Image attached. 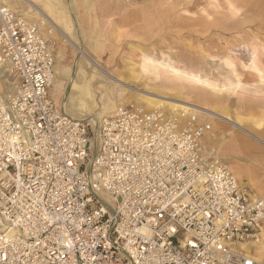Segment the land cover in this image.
<instances>
[{
    "label": "built area",
    "instance_id": "obj_1",
    "mask_svg": "<svg viewBox=\"0 0 264 264\" xmlns=\"http://www.w3.org/2000/svg\"><path fill=\"white\" fill-rule=\"evenodd\" d=\"M0 0V264H264V227L194 114L128 103L73 118L41 27ZM182 115V114H181Z\"/></svg>",
    "mask_w": 264,
    "mask_h": 264
},
{
    "label": "rangeland",
    "instance_id": "obj_2",
    "mask_svg": "<svg viewBox=\"0 0 264 264\" xmlns=\"http://www.w3.org/2000/svg\"><path fill=\"white\" fill-rule=\"evenodd\" d=\"M10 1V6L29 21L37 24L35 21L40 18L46 24V28L40 27L54 53L55 76H58L54 83L59 80L62 82V92L57 98L51 90L50 92L62 110L65 99L75 100V104L78 103L77 106L80 107H73L72 102L69 113L83 115L80 118H89L96 123L120 105L138 104L130 97L134 92L129 87L116 82L117 87L113 86L111 76H157L139 68L143 53H151L156 57H173L176 61L189 65L187 69L195 73H202L198 66H203L207 73L202 74L216 82L219 87L227 82L225 75H229L232 69L236 68L241 73L243 84H235L236 76L232 75L229 83L233 85L229 91L219 92L192 84V98L189 99L192 104L205 106L204 102L207 100L206 107L212 108L213 100L218 99L226 103L229 96L238 99L244 94L264 96V3L255 7L254 5L258 4H244L240 3V0H232L240 10L236 16H231L228 0H147L151 8L147 25L143 22L146 21L143 16L134 17V12L131 16L132 11L144 0H41L40 5L37 3L40 7L42 4L46 7L49 5L47 8L51 7L52 12L60 14L59 18L66 24V27L59 25L64 29L63 33L42 16H32L37 12V6L26 2L23 6H18L13 0ZM100 34L103 38L99 37ZM79 46L82 53L77 49ZM254 55H257L258 59L255 67L251 64ZM225 58H230L235 63L234 68L225 63ZM2 69L3 67H0V77L11 76ZM259 69H262L263 73H259ZM59 76H95L90 86L92 94L79 99L78 92L70 94V79ZM250 78L253 80L250 81ZM7 81L3 80L4 83ZM155 81L157 80H152L151 85L159 86V82ZM3 82L0 78L2 85ZM135 87L144 90L141 85ZM109 103L113 104V107L111 111L104 113L105 106ZM75 109H78L77 112ZM198 117L212 126L214 123L211 120H219L207 114ZM243 248L258 255L255 246L247 245Z\"/></svg>",
    "mask_w": 264,
    "mask_h": 264
},
{
    "label": "bare ground",
    "instance_id": "obj_3",
    "mask_svg": "<svg viewBox=\"0 0 264 264\" xmlns=\"http://www.w3.org/2000/svg\"><path fill=\"white\" fill-rule=\"evenodd\" d=\"M13 1H14V3H17L18 6L19 5L23 6L24 2L31 4L32 6H35V7L37 6L36 7L37 12H34L32 14V16H35V17L36 16L37 17L42 16L43 18L51 21V23L53 25H55L54 27H57L58 30L61 29V32L64 33V29L60 28L59 25H63L64 27H66L65 26L66 24H64L62 19L59 18L60 14H56L58 12H56V13L52 12L53 10L50 9L51 7L47 8L49 5L46 7V5L42 4L41 5L42 8H41L39 5L43 0L42 1L40 0V2H39V0H13ZM228 1H229V8L232 11L231 16H236L240 9L236 7L235 2H233L232 0H228ZM240 1H241L240 3H244V4H246V2H252L253 4H258V5H254L255 7L259 6L261 3H264V0H240ZM8 4L10 5V3H8ZM90 8H92V7H90ZM92 10H95V8H92ZM150 10H151L150 2L147 0H144L140 6H137L134 9V11H132L131 16L133 15V12H134V17H138L140 15L143 16L144 19L146 20L143 22L145 25H147V24H149V21H147V20H149ZM155 10H156V8H155ZM28 13H26V14H28ZM92 14H94V13H92ZM41 20L42 19L39 18L35 22L37 23L38 26H43L44 28H46L45 27L46 24L44 22H42ZM197 20H199V19H197ZM230 25H231V23H230ZM53 34H55V33H53ZM99 37H101V34L99 35ZM116 37H117V35H116ZM101 38H103V37H101ZM120 38L121 37H118V39H120ZM71 41H73V40H71ZM71 43H74V42H71ZM75 47H77V46H75ZM97 48H98V46H97ZM77 49H79V51L81 53L83 52L82 50H80L81 49L80 46ZM234 53H236V52H234ZM244 53H243V55H244ZM142 56L143 57L141 59L142 61L139 64V68H141V70L144 72L153 73L157 76H137L135 74H133V76H119V77L118 76H111V78L113 80L112 84L114 87H117L116 83H119V84H122L126 87H129L134 92L131 94L132 96H130V97H133V99L138 103V105H142L147 109H155V110L156 109H163L165 111H168L170 114H174V116H177L179 119H181L183 116L185 117V116H188V115L194 113V114H198V115L207 114L210 116H215V117H218L221 119H225L226 121L232 120V117L228 113H226L225 111L217 112L215 108L206 107V105L208 104L207 100H205V102H204L205 106H201V105L190 103L189 99L192 98V94L190 92V90H191L190 87L192 84H197V85L201 86V88L204 87L205 89L209 88V89H212L215 91L219 90V92L229 91L231 85H233L232 83H229L231 81L230 76L232 77V75H234V76H236L235 80H237V81H234V83L237 85H242L243 80L240 77L242 75H241V73H239V71L236 68L232 69L231 72L229 71V75H228V73L225 75V76H227V82H225V83L222 82L223 84L219 87V86H217L216 82L214 83V81H212L206 75L202 74V73H207V69L205 70V68L203 66L202 67L198 66L199 70H201L202 73H195V71L187 69L189 67V65L187 66V64L184 63L183 61H176L173 57H168V58L165 56L164 57H156L151 53H143ZM251 56H253V55H251ZM251 56H249L248 58H250ZM240 58H241V56H240ZM89 60H90V58H89ZM257 60H258L257 55L253 58V60H251L252 61L251 64L254 67L257 66V64H258ZM225 63L228 64L229 66H233L232 68H234L235 63H233L230 58H227V59L225 58ZM57 71L59 72L58 69H57ZM96 71H97V69H96ZM263 71H262V69H259V73H263ZM65 73H67L66 70H65ZM162 75H164V76H162ZM54 77L55 78L53 80V83L58 76H54ZM59 77L60 78H67L68 77L70 79V82H71L70 94H75V92H78L79 99H81V98L83 99L84 96H88V95L92 94V89L90 86H91L92 80H94L95 76H78L76 78L75 77L71 78V76H59ZM98 77H100V76H98ZM101 77H103V76H101ZM151 77L156 79L161 86L160 85L159 86H152L151 81L154 79ZM157 81H155V82H157ZM53 83H52V86H53ZM136 85H141L144 90L136 88L135 87ZM3 86H5L4 88L6 91H8V93H10V91H12L14 89V83L10 84V83L5 82L3 84ZM191 88H193V87H191ZM261 91H263V90H261ZM51 92L55 98H57L59 96V94L62 92V82L60 80L58 81V83H54V86L51 88ZM72 102H73V107L77 106L78 103L75 104L76 103L75 100L72 101V99L70 100V98H69V100L65 99L64 103L62 104L63 110L65 113L71 115V117H74V118L79 117L80 118L83 115H77V114L73 115V114L69 113L70 112L69 110L72 107L71 106ZM196 103H197V101H196ZM77 107H80V106H77ZM112 107H113V104H110V103L107 104V107L105 106L106 109L104 108L105 109L104 113H108V111H111ZM84 108H86V107L84 106ZM77 110H76V112H77ZM85 111L86 110H84V112ZM71 112H72V110H71ZM97 122H98V120L96 121V124H97ZM216 149H215V157L219 161H223L222 160L223 158L221 159V157H219L218 149L217 150ZM252 198H254V197H252ZM243 246H247V245H243ZM249 246H252V245H249ZM253 246H255V251L258 254L257 256H259L260 258H264V227L262 229V232L260 233L258 240L253 242Z\"/></svg>",
    "mask_w": 264,
    "mask_h": 264
},
{
    "label": "crops",
    "instance_id": "obj_4",
    "mask_svg": "<svg viewBox=\"0 0 264 264\" xmlns=\"http://www.w3.org/2000/svg\"><path fill=\"white\" fill-rule=\"evenodd\" d=\"M212 108L225 111L232 120L212 116L219 120H211L214 125L205 137L206 147L218 149L219 157L233 169L241 187L251 197L264 196V96L244 94L239 99L229 96L226 103L213 100ZM194 115L204 122L198 114Z\"/></svg>",
    "mask_w": 264,
    "mask_h": 264
}]
</instances>
